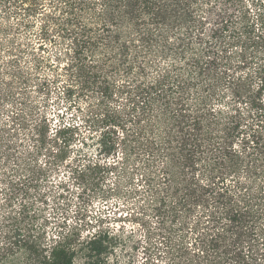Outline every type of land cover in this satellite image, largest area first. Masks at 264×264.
I'll list each match as a JSON object with an SVG mask.
<instances>
[{
  "label": "trees",
  "instance_id": "16d2710c",
  "mask_svg": "<svg viewBox=\"0 0 264 264\" xmlns=\"http://www.w3.org/2000/svg\"><path fill=\"white\" fill-rule=\"evenodd\" d=\"M60 81L69 108L95 98L87 165L71 158L81 125H54L28 94ZM8 102L22 114H0V264H106L120 243L102 213L86 238L38 227L41 182L64 163L90 199L138 182L125 194L156 219L142 264H264V0H0Z\"/></svg>",
  "mask_w": 264,
  "mask_h": 264
},
{
  "label": "rangeland",
  "instance_id": "374dc122",
  "mask_svg": "<svg viewBox=\"0 0 264 264\" xmlns=\"http://www.w3.org/2000/svg\"><path fill=\"white\" fill-rule=\"evenodd\" d=\"M31 40L33 43L38 42L35 36ZM47 46L49 53L45 55H49L51 60L54 61L55 58L52 56L55 51L54 46L49 44ZM24 59L26 64L22 63L23 67L30 65L28 63L33 60L32 55L29 54ZM47 73L54 79V75L57 76L58 73L63 72L59 70V72L47 71ZM40 74H43V72ZM62 85V81H60L57 86H53V93L51 92L49 95L45 94L43 96V93L37 92L36 87L29 88L28 94H31L34 98L35 105L38 107L37 111L47 113L51 122L55 123L54 125L59 126V115L64 118L65 122H77L81 125L76 148H74L71 158H75L79 153H82V164L87 165V157L85 156L89 154L94 157L99 149L98 137L100 133L92 131L86 121L88 106L90 103L95 102V98L93 93H87V89L78 91L72 100V108H69L70 101L66 102L57 93L59 89H63ZM11 112L22 114L20 106L8 102L5 104V109L0 112L2 121H9ZM41 161L44 162L45 158L41 157ZM116 181H118L116 176H112L109 180L111 187L116 188ZM137 186V181L133 185L123 182L121 193L109 198L100 196L96 199H90L80 180L77 181L73 178L71 167H67L65 163L56 167L52 165L41 182L38 194L39 200L34 208L38 227L44 226L48 237L63 229L77 227L83 231V238H86L89 232V228L86 227L88 222L94 221V217L102 213L107 216L104 226L110 228L113 234H117L121 239L120 243L106 258V264H142L146 258L144 247L147 245L148 234L152 227L156 225V219L152 217L151 212L144 210L142 206L144 201L139 198L141 195L133 197L129 193L125 194L128 192H125V190ZM2 188L3 185H0V204L7 203ZM17 207H19V203H16V209ZM79 247L80 245L76 246L77 249ZM78 253L75 264H84V255L81 252Z\"/></svg>",
  "mask_w": 264,
  "mask_h": 264
}]
</instances>
